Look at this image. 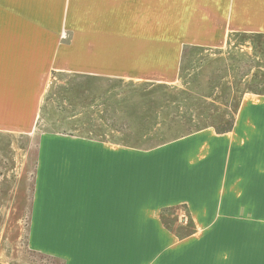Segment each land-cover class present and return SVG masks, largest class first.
Returning a JSON list of instances; mask_svg holds the SVG:
<instances>
[{
  "label": "crops",
  "instance_id": "1",
  "mask_svg": "<svg viewBox=\"0 0 264 264\" xmlns=\"http://www.w3.org/2000/svg\"><path fill=\"white\" fill-rule=\"evenodd\" d=\"M28 1L29 16L23 0H0V135L36 138L29 250L59 264H264V253L241 260L215 224L228 204L262 209L264 152L232 137L260 120L257 106L243 113V100L228 133L153 148L120 138L104 101L87 129L37 130L51 77L174 85L185 52L264 36V0Z\"/></svg>",
  "mask_w": 264,
  "mask_h": 264
},
{
  "label": "rangeland",
  "instance_id": "2",
  "mask_svg": "<svg viewBox=\"0 0 264 264\" xmlns=\"http://www.w3.org/2000/svg\"><path fill=\"white\" fill-rule=\"evenodd\" d=\"M23 3V14L29 16L33 7L28 0ZM44 4L47 7L50 3ZM49 7L47 9L52 11ZM25 23L27 28L35 26L31 21ZM69 33V27L63 24L56 36L63 39L64 34ZM61 43L64 41H57V47ZM49 81L52 85L45 96L39 131L50 127L60 131L87 129L90 115L95 117L101 110L96 102L104 101L103 119L113 118L121 128H126L120 138L143 146L153 143L143 137L153 128H158L163 135V126L157 127L163 124V118L180 112L193 113L197 107L204 111V116L229 118L232 104L244 100L243 113L257 106L254 113L262 117L260 120L254 117L242 126L247 131L234 133L232 137H237L243 147L255 140V149L253 146L251 149L264 152V36L231 35L221 49L187 52L179 82L174 85L148 82L134 85L110 79L66 76H54ZM175 100L179 102L178 107ZM48 116L52 120H48ZM35 145L33 136L0 135V264H59L32 252L27 246ZM262 188L264 192V186ZM255 203L243 202L245 209L239 212L228 204L233 212L215 218L217 228L223 230L216 232V237L231 242L232 251L240 254L241 260L247 258L253 263L264 253V201L257 202L262 207L259 210H255Z\"/></svg>",
  "mask_w": 264,
  "mask_h": 264
},
{
  "label": "trees",
  "instance_id": "3",
  "mask_svg": "<svg viewBox=\"0 0 264 264\" xmlns=\"http://www.w3.org/2000/svg\"><path fill=\"white\" fill-rule=\"evenodd\" d=\"M186 53L187 52H185V54L182 57L181 66ZM178 103L179 102L175 100L174 104L177 105V107H178ZM240 104L241 103H238V101L234 102L232 104L233 111L230 117L224 119H222L221 116L216 117L211 114H209L208 116H204V111L199 109V107H197V109L193 113L191 111H188L186 113L180 112V114L169 116L168 118H163V124L157 125V127L163 126V135L162 134L160 135L158 128L157 129L153 128V130L150 132V137H147L146 139V142L150 141L149 143L151 142L153 143L143 145L141 147L153 148L162 144H166L181 139L183 137H187L189 135H192L196 132H199L207 128H212L215 131V133L218 135L228 133L234 127L235 118L239 110ZM201 105H206V104H201ZM208 112L211 113L210 109H208ZM161 136H163V139L161 138ZM158 137L160 138V140H157Z\"/></svg>",
  "mask_w": 264,
  "mask_h": 264
},
{
  "label": "bare ground",
  "instance_id": "4",
  "mask_svg": "<svg viewBox=\"0 0 264 264\" xmlns=\"http://www.w3.org/2000/svg\"><path fill=\"white\" fill-rule=\"evenodd\" d=\"M36 1H38V2L43 1V2H45V3L47 4L48 2L51 3L52 0H36ZM44 5H45V4H44ZM48 5H49V4H48ZM48 5H47V7H49ZM49 8H50V7H49Z\"/></svg>",
  "mask_w": 264,
  "mask_h": 264
}]
</instances>
